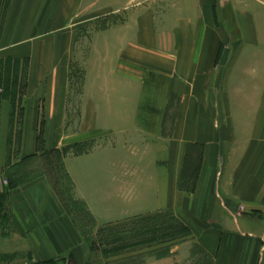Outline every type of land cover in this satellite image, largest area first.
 Segmentation results:
<instances>
[{"label": "crops", "instance_id": "obj_1", "mask_svg": "<svg viewBox=\"0 0 264 264\" xmlns=\"http://www.w3.org/2000/svg\"><path fill=\"white\" fill-rule=\"evenodd\" d=\"M2 2L7 23L2 45L25 46L16 52L30 55L37 53L34 39L51 38L73 17L82 16L84 6L93 4L87 0ZM164 5L169 9L163 14L139 13L133 33L127 17H123L121 29L112 27L104 33L107 39L123 36L122 46L107 47L108 54H113L107 57L108 78L112 79L109 85L118 80L128 87L138 72L135 98L131 99L125 88L118 95L119 101H115V94L107 100L106 108L98 109L91 99L80 109L82 117H122L125 135L130 128L156 135L138 148L139 169L132 171L130 157L116 158L113 146L106 147V177H92V160L98 149L64 156L72 199L77 203L73 210L60 201L42 172L12 188L0 172L1 260L7 259L9 264H87L90 241L78 228V213L90 215L93 230L170 211L190 229L187 245L188 240L200 244L209 264H264V0H155L156 9ZM111 15H115L114 10ZM228 17L238 30L236 46L224 25ZM148 29L153 51L142 40H146ZM180 36L194 39L193 44L158 50L157 44L165 38L177 41ZM136 46L142 53L197 57V63L188 65L182 76L187 77L191 67L193 83L184 96L181 94L185 108L181 104L173 115L171 137H159L163 118L168 117L164 101L169 84L161 82V73L154 79L146 78V69L142 71L145 77L141 71L132 73L129 55ZM46 51L54 52L49 44ZM177 67L171 65L167 75L175 74ZM195 70L200 72L196 78ZM200 84L207 90L198 89ZM38 107V98L27 95L19 158L11 164L37 152ZM64 110L59 108V117ZM94 124L91 127H96ZM52 134L46 122L44 150L60 148ZM194 148L200 150L199 167L196 177L189 178L183 161L184 156L187 162L194 157ZM3 150L0 138V166L5 164ZM177 259L178 254L158 259L156 264Z\"/></svg>", "mask_w": 264, "mask_h": 264}, {"label": "rangeland", "instance_id": "obj_2", "mask_svg": "<svg viewBox=\"0 0 264 264\" xmlns=\"http://www.w3.org/2000/svg\"><path fill=\"white\" fill-rule=\"evenodd\" d=\"M2 1L0 0V138L4 143L5 164L0 166V172L4 174V177H10L14 171L23 172L21 168L13 170L9 169V166L19 158L20 130L27 95L35 96L39 100L36 137L41 133L43 138L39 143V148L44 150L46 122H49L52 127V135L55 139L53 142L60 144V148H57L60 154L52 153L51 162L57 156L62 158L64 156H79L87 154L92 148H95L98 151L94 156L95 159L92 160L94 166L92 177H106L108 173L106 147L113 146L117 153L115 157L120 159L124 156L130 157L132 159L131 169L133 172L137 171L139 169L137 165L138 148L145 143L144 141L147 143L153 141L156 135L144 134L134 128H130V132L125 135L124 128H122V117L109 119L82 117L80 109L82 110V106L89 105L88 101L91 99L95 100L98 109L106 108L107 100L115 94V101H119L118 95H122L125 88L129 90L130 98H135L138 72L128 87H123L118 80L115 81V85H109L112 83V79L108 78L107 57L113 56V54H108L107 47L108 44L112 47L122 46L123 36L107 39L104 33L112 27L121 29L124 24L123 17L131 20L129 30L133 33L135 25L138 24L136 16L139 13L148 11L152 14H163L168 11L169 6L164 5L156 9L155 0H87L93 4L84 6L86 9L82 12V16L73 17L65 27L56 30L51 38L34 39V49L37 50V53L30 55L16 52L18 51L16 48L22 50L26 49L25 46L21 48L2 45L7 25L6 6ZM164 1L169 2V0ZM113 10L115 15H111ZM232 21V18L228 17L224 25L227 27L230 42L236 46L240 38L236 25H233ZM97 35H99L98 38H96ZM94 36L95 38H93ZM142 40L147 42L148 47L154 46L149 29L146 40L144 38ZM193 41L194 39L183 36H180L177 41L165 38L157 44V48L170 51L172 46L174 50L177 45H190ZM135 42L137 41L135 40ZM48 44L54 50L51 54L46 51ZM92 47L94 48L92 49ZM154 49L153 47L152 51ZM11 50L15 52H11ZM129 57L132 73L141 71V77H145L142 74L145 72L142 71L146 69L147 79H154L155 74L161 73L163 76L161 82L169 84L168 91L170 92L166 96L167 100L164 101V105L166 104L164 110L168 117L163 118V128L159 137L162 136L164 139L171 137L173 115L181 104L185 108V102H180L181 94L184 96L187 88H190L193 83L191 67L187 71L188 76L185 78L182 76L184 70L189 69L188 65L193 67V64L197 63L196 55L192 59V56L188 54H166L159 51L142 53L136 46L131 49ZM174 64L179 65L177 71H174L173 75H167L171 65ZM43 65L48 66L41 68ZM196 72L195 70V78L197 77ZM176 73L180 74L176 76ZM166 77L168 81H165ZM215 77L219 78L218 74ZM203 86L200 84L198 89L207 90ZM61 106L65 110L64 114L59 117L58 110ZM130 107L132 108L133 105ZM143 120L146 123L149 122L142 118ZM93 123L96 127H91ZM107 129L111 130L112 134H109ZM36 145L38 146V144ZM123 148L125 155H122ZM126 150L129 152L126 153ZM199 152L198 148H194L193 167L200 159ZM55 165L52 164L50 177L58 179L63 203L69 210H73L77 207V203L72 199L71 179L65 171L53 168ZM183 165L185 168L188 165L185 156ZM89 173L87 172L88 175ZM38 174L27 175V177H35ZM76 210L80 212V209L76 208ZM76 220L80 224L78 228L90 241L87 264H156V260L176 254L179 255V259L166 264H209L208 255L204 254L200 244L188 240L189 244L187 245V237L191 231L170 211L138 216L125 222L93 230L89 214L78 213ZM202 225L203 227L207 226L201 224L200 227ZM176 245H178L177 251ZM0 264H9V260L0 259Z\"/></svg>", "mask_w": 264, "mask_h": 264}, {"label": "trees", "instance_id": "obj_3", "mask_svg": "<svg viewBox=\"0 0 264 264\" xmlns=\"http://www.w3.org/2000/svg\"><path fill=\"white\" fill-rule=\"evenodd\" d=\"M42 140L43 138L41 136V133H39L38 136L36 137V144H38V146L36 145L37 152L35 154L21 158L18 162L14 164H10L9 169L14 170V169L21 168L23 172L19 173L17 171L16 172L14 171V173H11L10 177L8 176V187L12 188L16 186L19 182L30 180L31 177H27V175H33L36 172H42L48 178L56 195L58 196L60 201L63 203L64 200H63V197H61V191L59 190L60 188L58 187V179H54V177H50L53 163L56 164L55 167L53 168L62 170V172L65 171L64 166H63V158L61 156H57L56 159H54L53 162H51L50 161L51 154L56 153L59 155L60 151L58 149L48 150V151L40 149L39 143H41ZM193 161H194V157L188 161V168L186 167V172L188 171L187 175L189 178L196 177L197 169L199 167V161H197L195 167H193L192 165L194 163ZM25 162H28V163H25ZM189 165H192V166L189 167ZM192 185L193 183H191V186Z\"/></svg>", "mask_w": 264, "mask_h": 264}]
</instances>
